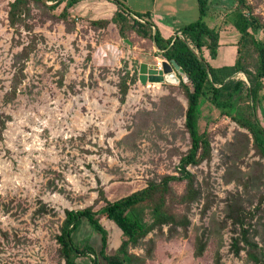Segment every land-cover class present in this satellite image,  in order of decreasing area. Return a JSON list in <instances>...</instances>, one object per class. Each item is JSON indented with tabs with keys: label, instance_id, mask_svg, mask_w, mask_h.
I'll return each mask as SVG.
<instances>
[{
	"label": "rangeland",
	"instance_id": "rangeland-1",
	"mask_svg": "<svg viewBox=\"0 0 264 264\" xmlns=\"http://www.w3.org/2000/svg\"><path fill=\"white\" fill-rule=\"evenodd\" d=\"M14 1L0 0V264H64L56 236L66 210L97 212L152 180L181 175L180 159L190 148L187 100L179 85L141 82L140 63L155 65L152 54L134 57L108 25L62 14L63 3L52 9L46 0H21L12 8ZM223 1L216 12L230 23L223 12L239 1ZM244 1V13L262 26L255 39L264 42V0ZM246 59L253 71L256 55ZM234 78L248 84L243 73ZM259 101L256 117L264 130ZM198 132L210 152L186 167L195 198H186L183 178L171 183L164 201L186 227L173 237L168 226L148 234L130 248L133 264H254L240 240L243 230L264 261V169L259 175L248 167L259 160L251 135L207 98L201 99ZM102 222L115 249L121 237ZM72 239L100 251V236L86 219ZM90 258L75 263L91 264Z\"/></svg>",
	"mask_w": 264,
	"mask_h": 264
},
{
	"label": "trees",
	"instance_id": "trees-1",
	"mask_svg": "<svg viewBox=\"0 0 264 264\" xmlns=\"http://www.w3.org/2000/svg\"><path fill=\"white\" fill-rule=\"evenodd\" d=\"M81 0H68L62 9V14L68 15V10ZM115 1V0H112ZM235 11L231 19L237 32L239 33L238 56L233 66L221 68L211 67L203 56V48L208 50L209 57L214 59L217 55L219 34L211 29L204 22V18L209 11V0H198L199 18L186 26L180 32L181 36H175L168 40H163L157 29L153 32V25L145 22L140 23L129 20L124 16L126 8L118 4V12L115 13L111 23L119 28L120 35L125 29L134 31L142 38H151L157 48L162 51L160 54L167 61H175L181 68L184 75L188 76L189 82H180L179 86L184 90L187 100L185 112V128L190 138V148L180 159V176H165L155 182L150 181L146 188L136 191L127 197L115 202H107L97 212L92 208L83 210H66L64 220L56 236L59 245V253L64 264H76L78 257H89L91 264H98V257L105 261V264H133L130 248L139 245L143 239L151 232L168 226V236L177 235L178 227L185 229L186 224L175 215L167 212L164 201L171 193V183L173 181L186 180V198L193 200L194 188L191 184V175L187 172L188 165H197L203 159L209 158L210 145L204 134L198 132V119L200 114L201 99L208 101L224 115L229 116L240 128L246 129L252 137L253 145L256 149L258 161H254L248 167L255 174H261L264 169V130L261 128L256 117V105L260 103L261 92L264 91V42L255 39L256 33L262 28L257 18L244 13L242 6L244 0H238ZM63 0L56 2L50 8H56L62 4ZM116 2V1H115ZM21 0H15L11 7H16ZM139 18L143 15H137ZM131 21V23L129 22ZM108 21L93 22L92 25H107ZM252 48V49H251ZM256 55L254 70L246 67L249 54ZM248 54V55H247ZM247 55V56H246ZM243 73L247 77L248 84L242 80H236L235 74ZM180 78V76H179ZM125 89L122 90L124 94ZM245 100V104L240 107L238 102ZM250 180L247 181V184ZM261 199H264L262 197ZM189 201V202H190ZM262 201H259L261 205ZM234 206L233 210L240 212ZM82 219H86L92 230L100 236L101 247L98 253L89 245L82 247L73 242L72 235L81 226ZM102 220L109 222L121 237L120 245L113 249V235L104 226ZM187 223V222H186ZM240 240L246 243L250 249L248 258L254 264H264V261L255 249L253 243L248 242L247 232L243 230ZM153 244V240H149ZM110 247V252L108 248ZM233 247L239 248L234 242ZM150 250V248H148ZM194 255H202L201 240L196 246ZM147 256V255H146Z\"/></svg>",
	"mask_w": 264,
	"mask_h": 264
},
{
	"label": "crops",
	"instance_id": "crops-1",
	"mask_svg": "<svg viewBox=\"0 0 264 264\" xmlns=\"http://www.w3.org/2000/svg\"><path fill=\"white\" fill-rule=\"evenodd\" d=\"M60 0H46L49 6L54 5L56 2ZM68 0H63L64 8L66 2ZM116 1V2H115ZM81 0L71 8H69L68 13H71V16L80 15V17H84L85 19H89L92 22H102L108 21V28L110 30H114L116 32V40L118 43L121 41H125L129 47V52L136 57L135 55H139L141 52V56L153 57L155 64L157 62H162L163 57L160 55L162 51H160L156 44L151 38H142L138 36L134 31L125 29L123 34L120 35L119 28L117 25L111 23L112 18L115 13L118 12V4H122L126 11L124 16L129 20H135L137 17L140 23L148 22L153 25V32L155 29L161 35L163 40H168L175 36H181L180 30L192 23L195 22L199 17L198 10V0ZM211 4H215L212 10L213 21L207 24L204 18V22L211 29H214L219 34L218 41V49L217 55L214 59H211V62L206 60V48H203V56L205 61L213 67V68H221L225 66H233L236 62L238 56V41H239V33L235 29L233 25V20L231 19L233 12L235 11V7L231 10H225L223 15H226L230 23L226 20L224 21L223 26H221L222 22L220 15L216 12V9H223V0H210ZM236 5V4H235ZM210 9V7H209ZM224 11V10H223ZM74 14V15H73ZM143 15V17L139 18L137 15ZM219 16L220 18H218ZM131 23V21H129ZM131 41V42H130ZM144 44V45H143ZM145 46L144 47H142ZM120 48H116V52L120 53L118 50ZM100 51V50H99ZM112 50L110 49V52ZM209 55V54H208ZM132 56V57H133ZM133 57V59H134ZM109 61H113V59H106ZM166 60V59H165ZM167 61V60H166ZM169 62V61H168ZM148 64V63H140ZM178 77V73L176 74Z\"/></svg>",
	"mask_w": 264,
	"mask_h": 264
},
{
	"label": "water",
	"instance_id": "water-1",
	"mask_svg": "<svg viewBox=\"0 0 264 264\" xmlns=\"http://www.w3.org/2000/svg\"><path fill=\"white\" fill-rule=\"evenodd\" d=\"M155 65L141 64L139 67L140 81L152 84L179 85L188 83V76L184 75L180 66L173 60L160 62V69ZM180 76V78L176 75Z\"/></svg>",
	"mask_w": 264,
	"mask_h": 264
},
{
	"label": "built area",
	"instance_id": "built-area-1",
	"mask_svg": "<svg viewBox=\"0 0 264 264\" xmlns=\"http://www.w3.org/2000/svg\"><path fill=\"white\" fill-rule=\"evenodd\" d=\"M135 20H138V21H140V20H139L137 17H135ZM165 61H166V60H165ZM167 62H168V61H167ZM156 66H158L157 68H159V69H160V68H161V67H160V62H157Z\"/></svg>",
	"mask_w": 264,
	"mask_h": 264
}]
</instances>
